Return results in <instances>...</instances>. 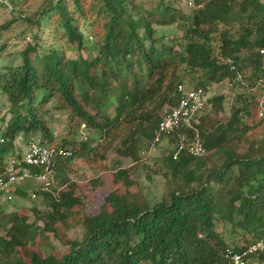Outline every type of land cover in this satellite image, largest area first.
<instances>
[{"label":"trees","instance_id":"trees-1","mask_svg":"<svg viewBox=\"0 0 264 264\" xmlns=\"http://www.w3.org/2000/svg\"><path fill=\"white\" fill-rule=\"evenodd\" d=\"M171 1L192 6L183 13L165 0L151 8L134 0H100L95 12L99 16L96 54L90 58L80 53L65 57L61 48L39 41L37 34L45 22L64 44L79 52L83 47L78 29L85 12L82 0H53L35 18L23 19L35 24L37 32L18 52V64L0 71V90L9 113L7 120L0 117V164L21 136L26 141L32 137L41 144H56L41 118L50 99L96 130L97 139L104 136L87 151L97 155L109 149L135 160L137 152L157 144L153 139L160 117L157 113L165 99L163 109L177 103V85L204 89L210 82L233 80L239 74L250 95L240 105H232L228 118L210 130L201 131L199 123L198 134L208 151L205 156L180 154L172 159L170 146L161 147L162 166L171 172L174 184L166 197L150 203L148 197L135 199L127 191L109 192L104 200L110 208L84 216L71 211L65 217L62 209L69 210L78 198L71 190H42L52 206L42 216L45 230H50L49 223L66 228L80 223L84 234L79 241L70 240L68 251L59 257L29 253L28 264H228L225 248H239L234 238H240L242 244L264 240V116L257 115L264 94L258 93L261 100L255 101L254 89L257 82L264 83V4L259 0ZM235 19L234 36L217 29L218 23L228 25ZM11 21L1 23L0 31H6ZM172 23L181 31L175 53L171 45L155 46L151 29L152 24ZM214 40L217 45L212 44ZM214 51L220 60L213 56ZM197 69L202 78L186 85L184 72L191 75ZM220 101L222 96H215L207 104ZM248 102L255 106L252 114ZM110 106L113 112L107 114ZM244 116L245 122L241 120ZM121 131L123 136L112 147ZM231 134H237V143L246 145L241 153L223 143ZM86 143L82 141L83 146ZM58 145L69 147L70 142L61 140ZM75 153L73 149L72 155L54 160V180ZM216 155H222L218 167L205 168L203 158ZM117 163L112 162L113 166ZM29 171L34 174L39 168L29 167ZM115 173L126 185L130 183L125 169L118 167ZM219 220L229 224V234L234 236L229 242L214 229ZM28 229L24 217L11 218L8 240L0 242V264H20L9 253L27 244ZM255 257H264V253L247 255L246 263Z\"/></svg>","mask_w":264,"mask_h":264},{"label":"rangeland","instance_id":"rangeland-1","mask_svg":"<svg viewBox=\"0 0 264 264\" xmlns=\"http://www.w3.org/2000/svg\"><path fill=\"white\" fill-rule=\"evenodd\" d=\"M52 1L0 0V24L12 20L6 31H0V71L5 70L7 66H15L18 64V52L26 42L32 41V34L37 32L35 24H28L23 19L31 18L32 15L35 18L36 14L38 15ZM134 1L139 2L146 8H151L158 2V0ZM165 1L171 3L183 13H188L192 6L187 5L188 7H184L180 1ZM259 1L264 4V0ZM82 2L85 3L83 7L85 12L78 20V29L82 34L83 47L79 52L64 44V39L55 35L54 28L52 26L47 27L45 22H43L42 32L37 33L40 36L39 41L53 43L54 46L61 48L64 56L68 58H74L78 53L86 58L94 56L96 54V48L94 46L98 38L95 23H99V16L95 12L101 2L100 0H82ZM101 18V21H104V17L102 16ZM236 28V19L234 21L232 20L228 25L223 23H218L217 25L218 30L226 29L231 36H234ZM151 29L153 30L152 37L155 40V46L171 45L173 53L178 51L175 44L181 35V31L175 23L170 25L152 24ZM213 36L216 38L217 34H213ZM217 42L214 40L212 44L217 45ZM36 53L38 51L35 53L31 52L29 57L35 56ZM213 56L218 59L220 58L216 51H214ZM176 72L179 74L180 69H177ZM200 74L201 71L198 69L191 75L184 72V83L189 86L194 85L195 80L202 78ZM256 84L254 88L256 90L255 101H259L261 99L258 93L264 94V83L257 82ZM203 88L207 91L209 99L215 96H222V101L215 104L212 102L209 103L204 115L200 118L201 131L210 130L214 124L225 121L230 114L231 106L236 104L240 105L246 96H250L244 88V85L239 84L232 88L231 86H227L226 80L210 82ZM161 92L164 94V91ZM164 101L166 103L167 99ZM254 107L252 102H248V110L251 114L254 113ZM7 108L8 103L5 95L0 90V117L3 116L4 120H7L9 117ZM44 108L47 111L41 118L45 126L49 129L53 142L59 144L61 140L69 141L70 145L68 148H73L76 151L72 159L66 162L59 170V177H56L55 180L53 176L48 178L49 184L47 190L53 187L55 190H71L72 194L78 198V202L69 210L62 209L65 217L71 211L80 216H84L95 214L105 208H110L104 200L109 192L116 194L127 191L135 199L141 200L144 196L148 197L151 203L161 196L166 197L168 190L174 187L172 179H170L171 172L165 170L162 166L163 152L161 151V147L166 144L165 141L162 140L156 145H151L148 149L144 148L141 152H137L135 160L131 158V155L120 156L116 151L109 149H106L104 154L100 153L101 155H95L93 151H87V148L89 146H97L99 141L104 139V136L97 139L96 130L86 127L68 108L60 107L54 99H50L44 104ZM163 108L157 114H160ZM112 112V106L108 107L107 114H112ZM241 120L245 122L247 120L246 116L242 117ZM122 133L121 131L118 134L119 136L113 139L112 147L117 145L118 138L123 136ZM83 136L87 140L84 146L82 145V141H85L82 140ZM260 136L258 135L256 139H259ZM236 137L237 134L228 135L226 139H223V143L227 146L232 145L235 153H241L246 148V145L237 143ZM141 140L142 138L138 141V151L142 148ZM14 144V149L8 151L2 157L0 168L2 167L3 169L10 158L17 154H22L26 149L27 141L21 136L16 139ZM221 157L222 155L219 157L216 155L211 159L203 158L204 167L207 169L209 167L216 169ZM114 160L118 162V166H113L112 162ZM62 163L63 161H61L60 166H62ZM90 164H96V166H90ZM118 167L126 170L125 179L130 181L128 185L125 184V180L122 177L116 175L115 172ZM42 186L43 183L30 177L10 186L4 194L0 195V242H6L8 240L7 228L13 216L24 217L25 222L29 225L27 244L21 248L17 247L9 253L12 256V260L20 264H28V255L32 252L40 254L41 256L53 254L59 257L68 251L67 244L70 240L79 241L84 234L80 223L66 228L63 225H59L58 222H54L48 224L49 231L45 230L42 216L47 212H51L52 206L48 204V199L42 195ZM53 193L55 192L53 191ZM214 229L221 233L225 242H229L230 239L234 238L233 235L229 234V224L222 220L214 222ZM237 233L239 236L240 233ZM233 243L238 245L242 242L240 238H234ZM246 264H264V257L252 258Z\"/></svg>","mask_w":264,"mask_h":264},{"label":"built area","instance_id":"built-area-1","mask_svg":"<svg viewBox=\"0 0 264 264\" xmlns=\"http://www.w3.org/2000/svg\"><path fill=\"white\" fill-rule=\"evenodd\" d=\"M227 61L230 62L229 59ZM226 82L227 86L232 88L242 84L239 74L233 80H226ZM176 91L179 93L177 103L161 111L157 127L153 132V139L157 143L163 140L170 146L172 159H177L180 154L205 156L208 151L202 145L197 126L208 106L207 91L202 88H184L182 85H177ZM257 115L264 116V102L259 103ZM82 140L87 141L84 136ZM72 152V148L58 144H41L36 138L30 137L25 151L10 158L3 167L0 174V195L4 194L10 186L30 177L43 183L42 189L47 190L54 160L70 156ZM29 167L39 168V171L32 174ZM237 246L239 247L237 250H232V246L225 248L224 258L228 264H246L247 255L264 253V240L249 244L240 243Z\"/></svg>","mask_w":264,"mask_h":264},{"label":"crops","instance_id":"crops-1","mask_svg":"<svg viewBox=\"0 0 264 264\" xmlns=\"http://www.w3.org/2000/svg\"><path fill=\"white\" fill-rule=\"evenodd\" d=\"M205 113V112H204ZM204 115V114H203Z\"/></svg>","mask_w":264,"mask_h":264}]
</instances>
